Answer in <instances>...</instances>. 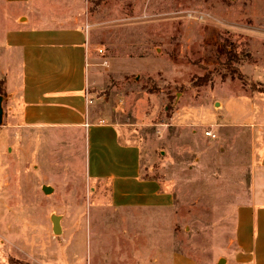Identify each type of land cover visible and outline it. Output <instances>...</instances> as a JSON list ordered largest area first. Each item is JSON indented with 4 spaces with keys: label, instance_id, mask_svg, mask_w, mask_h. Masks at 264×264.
Instances as JSON below:
<instances>
[{
    "label": "rangeland",
    "instance_id": "374dc122",
    "mask_svg": "<svg viewBox=\"0 0 264 264\" xmlns=\"http://www.w3.org/2000/svg\"><path fill=\"white\" fill-rule=\"evenodd\" d=\"M89 2L96 111L173 204L113 206L87 176L84 133L18 126L1 84L0 264H231L236 209L261 180L264 0Z\"/></svg>",
    "mask_w": 264,
    "mask_h": 264
},
{
    "label": "crops",
    "instance_id": "0c3cea01",
    "mask_svg": "<svg viewBox=\"0 0 264 264\" xmlns=\"http://www.w3.org/2000/svg\"><path fill=\"white\" fill-rule=\"evenodd\" d=\"M0 4L6 8L1 15L11 14L13 20L0 44L11 120L18 126L82 131L87 176L109 187L113 206L169 208L171 192L155 179L141 176V148L123 142L119 128L96 111L97 46L91 42L89 0H0ZM87 94L93 100L90 105ZM257 158L261 180L252 201L236 209L231 264H264V145ZM79 256L68 254V264H85ZM173 260L172 264H189L183 257L174 255Z\"/></svg>",
    "mask_w": 264,
    "mask_h": 264
},
{
    "label": "trees",
    "instance_id": "16d2710c",
    "mask_svg": "<svg viewBox=\"0 0 264 264\" xmlns=\"http://www.w3.org/2000/svg\"><path fill=\"white\" fill-rule=\"evenodd\" d=\"M226 68H227V70L229 71V73L231 74V76H232L233 78H237V79H239V80H241V81L246 82V78H245L244 75L240 72V70H239L238 68H236V67H234V66H232V65H230V64H228ZM215 72H216V71H213V72H212V75H213V73H215ZM210 77H211V73L207 74V76L203 79V81H204V82L208 81V80L210 79ZM207 78H209V79L207 80ZM1 84L4 85V81H0V85H1ZM262 92L264 93V88L262 89Z\"/></svg>",
    "mask_w": 264,
    "mask_h": 264
},
{
    "label": "water",
    "instance_id": "95a60500",
    "mask_svg": "<svg viewBox=\"0 0 264 264\" xmlns=\"http://www.w3.org/2000/svg\"><path fill=\"white\" fill-rule=\"evenodd\" d=\"M229 1H236V0H229ZM3 113H4V111H3V106H2V97H0V126L2 125V123H3ZM46 193H50V189L49 188H46ZM55 224H56V231L58 232L59 231V229H58V222H57V220L55 221Z\"/></svg>",
    "mask_w": 264,
    "mask_h": 264
},
{
    "label": "built area",
    "instance_id": "2783aa9c",
    "mask_svg": "<svg viewBox=\"0 0 264 264\" xmlns=\"http://www.w3.org/2000/svg\"><path fill=\"white\" fill-rule=\"evenodd\" d=\"M95 50H96V52L98 54H102L104 52V48L101 45L97 46ZM86 101H87V105H90V104L93 103V100L90 99V98H88V94H87V97H86ZM100 122L101 123H104L105 121L104 120H101ZM87 126H89V125L87 124Z\"/></svg>",
    "mask_w": 264,
    "mask_h": 264
}]
</instances>
